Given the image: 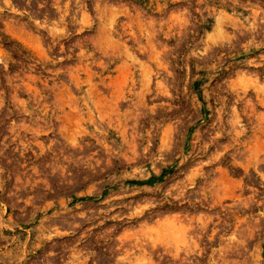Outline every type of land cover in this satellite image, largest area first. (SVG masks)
I'll use <instances>...</instances> for the list:
<instances>
[{
	"label": "rangeland",
	"instance_id": "obj_1",
	"mask_svg": "<svg viewBox=\"0 0 264 264\" xmlns=\"http://www.w3.org/2000/svg\"><path fill=\"white\" fill-rule=\"evenodd\" d=\"M0 264H264V0H0Z\"/></svg>",
	"mask_w": 264,
	"mask_h": 264
}]
</instances>
